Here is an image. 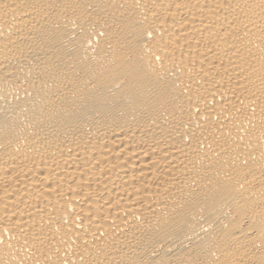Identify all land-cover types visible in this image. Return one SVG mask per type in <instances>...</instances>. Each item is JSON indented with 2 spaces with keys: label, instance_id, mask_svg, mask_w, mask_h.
I'll return each instance as SVG.
<instances>
[{
  "label": "bare ground",
  "instance_id": "6f19581e",
  "mask_svg": "<svg viewBox=\"0 0 264 264\" xmlns=\"http://www.w3.org/2000/svg\"><path fill=\"white\" fill-rule=\"evenodd\" d=\"M0 264H264V0H0Z\"/></svg>",
  "mask_w": 264,
  "mask_h": 264
}]
</instances>
